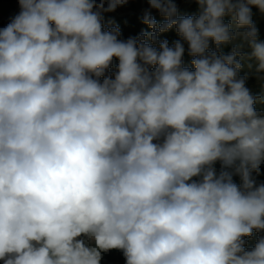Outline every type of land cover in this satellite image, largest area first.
<instances>
[{"label":"clouds","instance_id":"1","mask_svg":"<svg viewBox=\"0 0 264 264\" xmlns=\"http://www.w3.org/2000/svg\"><path fill=\"white\" fill-rule=\"evenodd\" d=\"M128 2L18 0L0 28V261L264 264V111L239 75L264 81V0H147L165 22L124 40L103 13Z\"/></svg>","mask_w":264,"mask_h":264},{"label":"rangeland","instance_id":"2","mask_svg":"<svg viewBox=\"0 0 264 264\" xmlns=\"http://www.w3.org/2000/svg\"><path fill=\"white\" fill-rule=\"evenodd\" d=\"M178 9V16L185 15H195L197 14L198 8L194 0H175ZM19 4L18 0H0V28L5 27L10 19L19 13ZM148 10L153 18L157 21V25L159 26L161 23H164L166 18L162 17L160 13L155 9H150L147 3V0H129V2L122 6L118 7L113 12L103 13L104 17V27L110 29L113 26H119L121 32V39H128L129 37H138L142 32H147L149 35L152 32V29L148 27L147 24L142 22V17L145 11ZM226 21L231 19V17H226ZM252 20L258 28V40L260 42H264V14H262L256 7H252ZM233 27H235L233 21ZM167 39L169 45L180 37L178 36L175 27L168 30L167 32L161 33L158 36L159 41H163ZM146 42L151 43L150 40H146ZM240 40H235L232 43H229L223 46V52L225 54L230 53L234 44H241ZM157 46L158 45H154ZM185 54H184V64L186 67H192L191 59L192 57L187 53V45L185 44ZM212 49H215V45H212ZM242 51L250 52V48L246 43L242 44ZM118 63L114 59L112 67L109 69V72L115 71V66ZM249 63L252 64V67L249 68ZM240 76L247 77L246 79V87L250 89V91L256 95L259 99L255 103V108L259 111H264V81L257 78L255 73V61H244V67L240 70ZM103 79V78H101ZM219 170V164L216 165ZM254 178L256 182L264 183V165L261 166L260 175ZM234 182L240 184V178L238 176L233 177ZM261 233L253 232L252 236L245 237L244 239L247 241L245 248L251 249ZM114 253V258L117 260L118 264H125V258L121 251L119 250H111ZM109 251V252H111ZM0 264H3L0 261Z\"/></svg>","mask_w":264,"mask_h":264},{"label":"trees","instance_id":"3","mask_svg":"<svg viewBox=\"0 0 264 264\" xmlns=\"http://www.w3.org/2000/svg\"><path fill=\"white\" fill-rule=\"evenodd\" d=\"M102 255L103 258L101 264H118L117 260L114 258V253L112 251L104 253Z\"/></svg>","mask_w":264,"mask_h":264}]
</instances>
